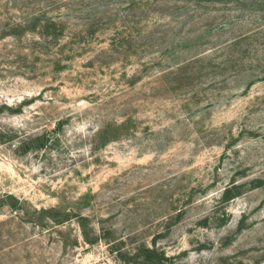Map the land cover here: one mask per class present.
I'll use <instances>...</instances> for the list:
<instances>
[{
  "label": "rangeland",
  "instance_id": "1",
  "mask_svg": "<svg viewBox=\"0 0 264 264\" xmlns=\"http://www.w3.org/2000/svg\"><path fill=\"white\" fill-rule=\"evenodd\" d=\"M146 248L264 264V0H0V264Z\"/></svg>",
  "mask_w": 264,
  "mask_h": 264
},
{
  "label": "trees",
  "instance_id": "2",
  "mask_svg": "<svg viewBox=\"0 0 264 264\" xmlns=\"http://www.w3.org/2000/svg\"><path fill=\"white\" fill-rule=\"evenodd\" d=\"M32 25L33 26H36V23L33 22ZM15 26L19 27V29L22 28V25L21 24L15 25ZM41 27H42V25H41ZM237 190H238V186L236 184H232L230 187H227L224 190V193H223V200L225 202H229L232 199H234L235 197H237L239 195V192ZM85 239H86V241H89L90 240L88 237H85ZM143 254H145L147 256V261H146L147 264H149V262H151V261L154 260L153 257H155V256L156 257H159L160 256V254H158L157 251H155L154 249H150V248L143 249L142 250V253H140L139 256L141 257V256H143Z\"/></svg>",
  "mask_w": 264,
  "mask_h": 264
}]
</instances>
